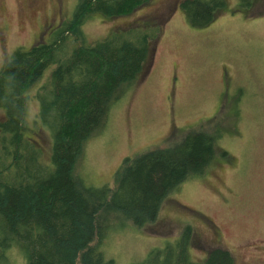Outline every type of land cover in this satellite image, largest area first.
Listing matches in <instances>:
<instances>
[{
	"label": "rangeland",
	"instance_id": "obj_1",
	"mask_svg": "<svg viewBox=\"0 0 264 264\" xmlns=\"http://www.w3.org/2000/svg\"><path fill=\"white\" fill-rule=\"evenodd\" d=\"M180 1L149 0L127 16H94L82 26L89 43L147 24L161 32L136 82L109 109L104 129L85 142L73 173L92 187H113L123 158L203 133L213 138L210 166L168 195L153 223L137 231H112L103 255L115 264L139 262L189 226L193 263L220 249L233 264H264V0L252 11L224 0L222 11L202 28L187 25ZM74 3L0 0V67L15 49L47 41L70 17ZM42 83L36 80L22 93L27 135L46 163L51 140L37 127L33 99ZM12 255L20 262L16 252Z\"/></svg>",
	"mask_w": 264,
	"mask_h": 264
},
{
	"label": "trees",
	"instance_id": "obj_2",
	"mask_svg": "<svg viewBox=\"0 0 264 264\" xmlns=\"http://www.w3.org/2000/svg\"><path fill=\"white\" fill-rule=\"evenodd\" d=\"M148 1L75 0L70 17L47 41L17 48L2 63L0 264H115L103 255L104 239L112 231H137L153 223L164 199L210 166L213 138L194 132L178 143L123 158L113 187H92L73 173L85 142L104 129L109 109L136 82L161 32L147 24L89 43L81 28L94 16H127ZM256 1L235 0V7L252 11ZM177 6L189 27L202 28L225 1L181 0ZM41 78L33 99L39 108L37 127L51 140L46 163L27 135L22 93ZM190 231L184 226L174 240L130 264H196L188 254ZM200 264L233 261L226 251L214 249Z\"/></svg>",
	"mask_w": 264,
	"mask_h": 264
}]
</instances>
